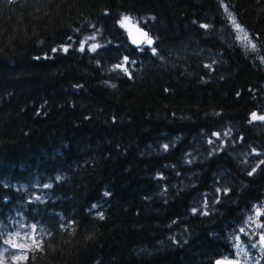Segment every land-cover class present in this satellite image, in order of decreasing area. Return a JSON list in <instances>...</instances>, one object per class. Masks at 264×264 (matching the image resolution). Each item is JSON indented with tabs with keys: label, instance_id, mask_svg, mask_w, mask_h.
I'll return each mask as SVG.
<instances>
[{
	"label": "trees",
	"instance_id": "trees-1",
	"mask_svg": "<svg viewBox=\"0 0 264 264\" xmlns=\"http://www.w3.org/2000/svg\"><path fill=\"white\" fill-rule=\"evenodd\" d=\"M253 112L264 0H0V252L12 238L32 243L11 264L235 259L237 236L260 237L238 228L264 199V156L254 166L210 137L232 124L264 148Z\"/></svg>",
	"mask_w": 264,
	"mask_h": 264
},
{
	"label": "rangeland",
	"instance_id": "rangeland-1",
	"mask_svg": "<svg viewBox=\"0 0 264 264\" xmlns=\"http://www.w3.org/2000/svg\"><path fill=\"white\" fill-rule=\"evenodd\" d=\"M227 12L230 13V11L227 9ZM232 17L233 14H231ZM129 17V16H128ZM131 18V17H130ZM235 18V17H234ZM236 23H238L240 25V23L237 21V19H235ZM130 23H134V19L131 18ZM129 23V24H130ZM241 26V25H240ZM128 28V27H127ZM241 28L243 29V31H238V37L240 39V41L242 42V39L245 35V33L247 34L249 40L251 41V43H254V41L252 40V38L250 37L249 32L243 27L241 26ZM87 38V36L83 37L79 43L80 44H84L86 45L87 42L85 41ZM97 40H92L91 43H89L92 48L94 46H96L97 44ZM244 43H248L247 41H245ZM255 44V43H254ZM259 116H264V113H260ZM235 134V130H234V125L230 124L227 125L226 127L217 130L213 133V136L210 137L211 141H214L215 145L217 148L220 147L223 144H228L230 146V148H233L236 152L237 157L246 162H253V164L255 163V161H257L255 165H257L259 159H258V155L260 153V156L263 157L264 156V148L261 146V144H252V142L249 141H245L243 138V135L238 136V138L234 137ZM243 138V139H242ZM219 149V148H218ZM215 203V202H213ZM257 208H261L264 209V199L262 198L260 200V202H255L252 205V209L251 210H247L246 213H244V217H243V223L240 224V228H238V230H240L241 228L244 229V232H248V228L252 227L255 230H258V233H260V236L262 234H264V229L258 228L257 225L259 223H261L262 221H264V217L261 218H257V216L255 215ZM251 217V220L249 219ZM251 237L254 236L253 233L250 234ZM237 238V254L238 257H236L235 259L240 261V264H259V259L264 255V246L261 244L260 237L259 239H255L251 242V244L256 245L255 247H253V245H251L250 247L246 244V242H244L243 240L240 239L239 236L236 237ZM11 241L13 244L19 245L21 247H17V251H15L16 248H10L11 250H9L8 252L5 253H1L0 252V260H2L3 262H6L5 264H11L13 262H15L14 257L17 256L16 254L23 252V249L25 247H29L31 242L28 241H19L17 239L13 240L11 238ZM254 249V250H253ZM24 256V255H22Z\"/></svg>",
	"mask_w": 264,
	"mask_h": 264
},
{
	"label": "snow or ice",
	"instance_id": "snow-or-ice-1",
	"mask_svg": "<svg viewBox=\"0 0 264 264\" xmlns=\"http://www.w3.org/2000/svg\"><path fill=\"white\" fill-rule=\"evenodd\" d=\"M221 2H222V0H221ZM225 11L227 12V6H225ZM228 15H229V18H230L231 21H232L233 27H234L236 30H238V31H243V29L241 28V26H240L238 23H236L235 18L232 17L231 13H228ZM130 19H131L130 17H128V16L125 15V16H122L121 20L118 21V23L120 24L121 27H125L126 22L130 21ZM201 27L207 28V27H209V26H208V25H201ZM144 35L147 36V33H144ZM69 39H71V38H69ZM245 41H247L248 44H250V46H251L252 48H255V47H256V45H255L254 43H251V41L249 40V38H248V36H247L246 33H245V35H244V37H243V39H242V43L245 42ZM133 42L136 43V41H133ZM146 42H147V44H148L149 46H151V44L153 43V41H152L151 38L147 39ZM246 46H247V45H246ZM61 50L64 51V52H67V51H68V48H67V47H64V46H61ZM79 50H80V51H84L83 43L81 44V48H80ZM91 50H92V51H95V47L91 48ZM52 51H53V52H56L57 49L54 48V49H52ZM152 52H153V54H155V53H156V49H155V48H152ZM45 58H49V57H45ZM38 59H39V58H38ZM124 61H125V62H128V57H125V58H124ZM208 67H210V66H208ZM114 68L122 69L125 73H127V68H124L122 64H117V65L114 66ZM113 87H114V85H113ZM251 116H252V119H253V120H262V121H264V116H257V114H256L255 112H253V113L251 114ZM249 122L251 123V120H250ZM164 147L167 148V145H165ZM261 164H264V161H261ZM257 167H260V165H257ZM255 171H256V169L254 168V169L252 170V172L249 173V175H252L253 172H255ZM46 187H47V185H46ZM105 195H108V193H105ZM92 207H93V208H96L97 206H96V205H93ZM193 211H196V210L194 209ZM97 215L99 216L100 219H103V218H104L103 213H97ZM255 215L257 216V218L264 217V209L257 208ZM249 219L251 220V217H250ZM73 223H75V222H69L68 224L64 225V227H70L71 224H73ZM257 227H258V228H261V229H264V221H262L261 223H259V224L257 225ZM33 228H35V226H33ZM240 231L243 232L244 229L241 228ZM260 242H261V243H264V234H262V235L260 236ZM4 243H6V244H11V246H12L13 248L21 247V246H19V245L13 244V243L11 242V240H7V241H5ZM255 246H256V245H253V247H255ZM5 251H7V249H5ZM14 259H16V260L19 261V260H21V259H26V256H15ZM0 264H4V262H3L2 260H0ZM216 264H233V262L230 261V260H228L227 258H224L223 260H217V261H216Z\"/></svg>",
	"mask_w": 264,
	"mask_h": 264
},
{
	"label": "water",
	"instance_id": "water-1",
	"mask_svg": "<svg viewBox=\"0 0 264 264\" xmlns=\"http://www.w3.org/2000/svg\"><path fill=\"white\" fill-rule=\"evenodd\" d=\"M144 33H147V36H145ZM128 34H129V37L132 40V43L135 46H137V47L138 46H141V45H143L145 43L147 44L146 41L149 38H151L152 41L154 42V38L150 36L148 30L145 29L143 26L138 25L136 23H130V24H128ZM133 41H136V43H134ZM261 244L264 246V243H261ZM227 259L230 260V261H232L233 264H240V261H238V260H236L234 258H227ZM218 260H223V259H218Z\"/></svg>",
	"mask_w": 264,
	"mask_h": 264
}]
</instances>
